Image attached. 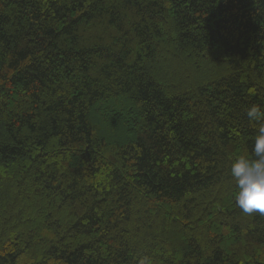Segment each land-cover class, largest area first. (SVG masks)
<instances>
[{"label":"trees","instance_id":"trees-1","mask_svg":"<svg viewBox=\"0 0 264 264\" xmlns=\"http://www.w3.org/2000/svg\"><path fill=\"white\" fill-rule=\"evenodd\" d=\"M253 105L264 0H0V264H264Z\"/></svg>","mask_w":264,"mask_h":264},{"label":"clouds","instance_id":"clouds-1","mask_svg":"<svg viewBox=\"0 0 264 264\" xmlns=\"http://www.w3.org/2000/svg\"><path fill=\"white\" fill-rule=\"evenodd\" d=\"M246 116L252 122L264 120V112L257 105L251 106ZM254 157L241 155L231 165V176L237 187L235 204L245 215L264 216V125L255 139ZM138 264H152V261L142 256Z\"/></svg>","mask_w":264,"mask_h":264}]
</instances>
